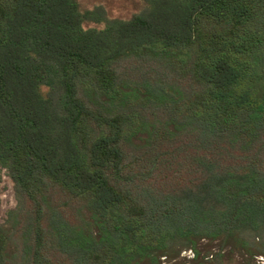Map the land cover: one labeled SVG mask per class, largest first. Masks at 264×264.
I'll list each match as a JSON object with an SVG mask.
<instances>
[{"label": "trees", "instance_id": "trees-1", "mask_svg": "<svg viewBox=\"0 0 264 264\" xmlns=\"http://www.w3.org/2000/svg\"><path fill=\"white\" fill-rule=\"evenodd\" d=\"M81 1L0 0V264L264 256V0Z\"/></svg>", "mask_w": 264, "mask_h": 264}, {"label": "rangeland", "instance_id": "rangeland-1", "mask_svg": "<svg viewBox=\"0 0 264 264\" xmlns=\"http://www.w3.org/2000/svg\"><path fill=\"white\" fill-rule=\"evenodd\" d=\"M81 7L83 11L93 10L98 7L103 8L109 19L129 20L141 13L145 5L141 0H82ZM86 27L102 29L104 24L88 23ZM0 199V226L8 228V213L16 208L17 200L13 182L7 176H4ZM261 241V239H258L256 242L259 243ZM220 249L221 244L219 242L203 241L198 246L200 256L197 259L195 253H191L192 250L183 249L177 256L163 258L162 264H205L215 254L219 253ZM223 254L224 264H264L263 255H257L252 258L249 252L237 247L234 242H230L225 246Z\"/></svg>", "mask_w": 264, "mask_h": 264}, {"label": "built area", "instance_id": "built-area-1", "mask_svg": "<svg viewBox=\"0 0 264 264\" xmlns=\"http://www.w3.org/2000/svg\"><path fill=\"white\" fill-rule=\"evenodd\" d=\"M191 253H193V251H191ZM194 255V254H193ZM195 256V255H194Z\"/></svg>", "mask_w": 264, "mask_h": 264}]
</instances>
